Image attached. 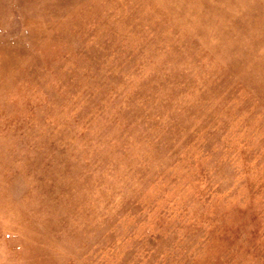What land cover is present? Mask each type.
I'll list each match as a JSON object with an SVG mask.
<instances>
[{"label": "rangeland", "instance_id": "rangeland-1", "mask_svg": "<svg viewBox=\"0 0 264 264\" xmlns=\"http://www.w3.org/2000/svg\"><path fill=\"white\" fill-rule=\"evenodd\" d=\"M0 264H264V0H0Z\"/></svg>", "mask_w": 264, "mask_h": 264}]
</instances>
